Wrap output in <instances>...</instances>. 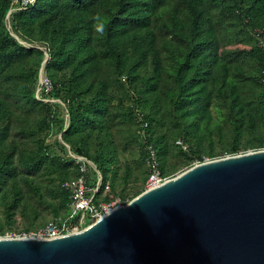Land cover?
Returning a JSON list of instances; mask_svg holds the SVG:
<instances>
[{"label": "rangeland", "instance_id": "374dc122", "mask_svg": "<svg viewBox=\"0 0 264 264\" xmlns=\"http://www.w3.org/2000/svg\"><path fill=\"white\" fill-rule=\"evenodd\" d=\"M249 1L252 0H244V4ZM262 2L256 1L254 5L260 6ZM15 7L3 18L6 29L20 45L42 48V54L40 58L28 55L0 62V151L8 157L7 166L0 173V236L24 233L28 236L64 213L59 182L76 173L73 158L80 154L92 162L89 171L92 184L96 185L99 178L102 194L124 202L144 188L145 138H151L156 145L161 170L167 176L199 162L198 153L207 160L231 154L232 147L234 153L264 148L258 145L264 144V86L259 75V56L253 51L254 30L233 11L224 17L221 8L210 3L205 6L214 40L209 51H216L217 58L203 65L211 75L210 104L203 115H193L191 108L179 98L170 51L160 49L157 65L146 58L136 67L128 68L127 64L121 74L109 79L102 104L90 109L81 126L69 135L76 141L72 146L62 136L69 123L65 93H59L60 97L51 95L48 110L36 94L34 80L44 59L43 50L47 52V63L50 48L46 42L28 37L24 25L18 28L12 16ZM261 20L264 22V14ZM30 21L35 28L39 20L31 17ZM162 41L172 50L180 44L174 36ZM207 54L202 49L197 57L205 59ZM111 62V57H101V66L108 73L112 71ZM222 63L234 75L224 70ZM45 71L48 72L46 67ZM68 76L66 70L57 77V81L63 82L64 92ZM173 91L175 94L171 95ZM76 100L89 98L81 95ZM133 108L139 109V114ZM47 112L49 118L44 122ZM142 116L148 121L147 129L142 128ZM229 117L237 129L227 120ZM75 148L83 149V153ZM37 152L45 157L41 164L35 169L25 167L21 162L23 157ZM92 158L102 159L101 168ZM84 226L83 222L80 227Z\"/></svg>", "mask_w": 264, "mask_h": 264}, {"label": "trees", "instance_id": "16d2710c", "mask_svg": "<svg viewBox=\"0 0 264 264\" xmlns=\"http://www.w3.org/2000/svg\"><path fill=\"white\" fill-rule=\"evenodd\" d=\"M225 1L35 0L33 4L24 8H16L12 16H15L18 28L24 25L28 29V37L37 41H44L50 48V58L45 65L48 70L46 72L54 84L50 96L56 97L58 95L60 97L59 93L63 92L67 97L69 123L62 136L73 146L76 141L71 140L69 135L81 126L90 109L102 104L101 101L104 91L109 85V79L114 75L121 74L127 64L128 68L136 67L146 58H151L157 65L160 60V49L170 51V57L175 66L174 72L179 98L191 108L193 115H203V111L210 104L208 83L211 77L208 69L203 68V65L210 64L217 58L216 51H209L214 40L210 36V18L209 13H206L205 10L206 4L210 3L221 8L224 17L233 11L242 18L246 26H250L253 30L262 28L264 32V22L261 20L264 14V0H260L263 2L257 7L254 4L259 0L249 1L248 4H244V0ZM11 2L12 0H0V62L17 58L23 59L28 55L40 58L42 54L40 48H26L20 45L6 29L3 22L4 16L14 5L19 7V3L13 5ZM31 17L39 20L35 28L32 27ZM167 36H174V39L180 43L176 46V50H172L169 45L162 41L166 40ZM96 39L102 46H97L99 44L95 42ZM255 40L256 45H254L253 51L254 53L257 52L259 56V75L262 86H264L262 73L264 72V48L258 46L256 37ZM202 49L208 51L205 59L197 57V53ZM106 55L112 58L110 64L112 71L109 73L101 66V57ZM221 67L230 75H234L229 72V66L226 63H222ZM66 70H69V76L68 85L64 92L61 85L63 82L57 81V77L59 72ZM26 77L31 78V75L26 73ZM36 83L37 76L34 80L35 87ZM188 86L191 87V90ZM262 93L264 95V91ZM173 94L175 91L171 92V95ZM81 95H87L89 100H76ZM137 98H139V94ZM223 99L224 102H227L226 96ZM44 103L43 105L48 110L51 102ZM139 112V109L138 111L136 109L135 113L139 114ZM48 118L47 112L43 121L45 122ZM143 118L145 117L142 116L140 120L146 124H143L142 128L147 129L148 121ZM227 120L237 129V124L232 117ZM146 144H151L154 147L160 167L157 147L149 137L145 138L143 143L142 160L144 164ZM75 150L78 153L83 151V149L77 148ZM229 151L234 154L235 148L232 147ZM80 155L88 159L87 156H84L85 154ZM196 157L200 161L203 160V156L199 153L196 154ZM44 158L42 153L37 152L36 154H26L21 162L25 167L35 169ZM73 161L75 162L76 173L62 178L59 182L60 194L65 206L63 214L68 211L69 193L62 187V182L77 177L80 173L79 162L75 158ZM92 161L98 168H101V158H92ZM7 162V153L1 150L0 173L6 168ZM90 168L91 166L87 164V183L93 186L89 174ZM142 190H137L134 196ZM102 193L100 186L95 196L96 201L109 200L111 197ZM89 222V219L84 221L85 225Z\"/></svg>", "mask_w": 264, "mask_h": 264}, {"label": "water", "instance_id": "95a60500", "mask_svg": "<svg viewBox=\"0 0 264 264\" xmlns=\"http://www.w3.org/2000/svg\"><path fill=\"white\" fill-rule=\"evenodd\" d=\"M0 264H264V148L196 162L78 230L0 236Z\"/></svg>", "mask_w": 264, "mask_h": 264}, {"label": "built area", "instance_id": "2783aa9c", "mask_svg": "<svg viewBox=\"0 0 264 264\" xmlns=\"http://www.w3.org/2000/svg\"><path fill=\"white\" fill-rule=\"evenodd\" d=\"M34 2L35 0H12L11 4L19 3V7L15 8H24ZM13 8L11 7L10 11ZM254 35L257 38L258 46L264 48V32L262 28H255ZM43 54L44 59L37 76L36 94L38 99L47 102L52 99L50 93L53 90L54 84L45 71L46 59L48 57L47 52L43 50ZM143 124L145 125L146 123L144 122ZM145 150L144 160L147 177L143 189L156 186L168 177H171V175L167 176L161 172L154 147L151 144H146ZM75 159L79 162V175L62 182V187L69 193L68 211L59 216L58 219H50L28 236L54 237L78 230L86 219L93 221L116 205L124 203L121 202L120 198L114 197H110L109 200L96 201L95 196L100 187V180L98 178L97 184L93 186L87 183V164L91 165L92 162L83 156L75 157ZM22 236L27 235L24 233Z\"/></svg>", "mask_w": 264, "mask_h": 264}]
</instances>
